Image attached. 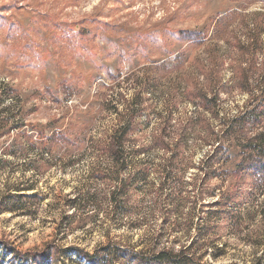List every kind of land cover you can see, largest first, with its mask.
Instances as JSON below:
<instances>
[{"label":"rangeland","instance_id":"rangeland-1","mask_svg":"<svg viewBox=\"0 0 264 264\" xmlns=\"http://www.w3.org/2000/svg\"><path fill=\"white\" fill-rule=\"evenodd\" d=\"M41 14L53 27L76 25L94 34V51L68 46L49 21L48 27L37 23ZM9 23L19 29L17 35L7 29ZM180 33L206 39L201 46L181 45ZM0 47V120L13 126L2 132L6 146L76 122L85 128L81 138H103L125 107L136 110L141 139L148 143L167 120L179 125L193 117L219 124L187 102L189 82L198 93L219 94L220 117L237 115L264 92V3L254 0H0ZM131 54L133 66L165 62L167 68L118 64ZM102 67L135 77H122L120 86L107 91L101 87L108 83ZM243 68L250 76L247 91L234 83ZM100 88L107 103L98 110ZM136 92L141 94L133 99ZM200 128L184 147L185 169L177 171L161 163L168 157L159 149L140 156L128 150L129 166L122 171L90 150L57 147L46 154L35 146L0 155V250H14L5 253L3 264H20L14 256L48 250L58 252L55 264H79L75 250L92 255L106 246L149 254L186 236L199 239L204 264H264V184L245 179L229 216L204 208L234 194V179L226 172L240 161L244 138L232 140L229 161L205 189L197 166L209 150ZM116 176L131 183L113 201L117 185L107 180ZM16 193L37 197L12 199Z\"/></svg>","mask_w":264,"mask_h":264},{"label":"trees","instance_id":"trees-1","mask_svg":"<svg viewBox=\"0 0 264 264\" xmlns=\"http://www.w3.org/2000/svg\"><path fill=\"white\" fill-rule=\"evenodd\" d=\"M254 1L264 3V0ZM229 13H226L225 15L227 16ZM224 17L225 16H223V18ZM35 20L43 27H48L49 21V26H51L52 29L57 28L53 27V21L49 20L46 15H38ZM2 21L5 20L2 19ZM6 26L12 34L17 35L19 33V29L15 28L16 25L13 23L6 24ZM56 30L63 35V41L66 42L68 46H76L82 52L94 51V34L92 36L88 35L85 28L76 25L73 27L59 25ZM181 37L182 38H179L180 41L177 40L181 45L193 46H201L204 39H206V36L189 38L187 33L181 34ZM155 42L156 40H154V43ZM133 50L136 51L134 47ZM0 52H3L1 47ZM119 58L120 63L118 64L123 62L131 63L133 68L141 65H143L142 68L152 66L153 70H156L157 72L159 70L164 71L167 68L165 62L157 64V62L147 63L137 61V65L133 66L134 58L132 57V54L130 55L132 61L127 58ZM3 62H6V60ZM245 65L248 68V64L245 63ZM102 69L107 72L105 75L108 83L101 87L106 88L107 91L120 86V79L122 77L125 81L135 77H133L131 73H126L122 76L119 70L113 75L110 70L103 67ZM240 71V74L235 72L234 83L238 86H236L237 88L246 90L250 76L245 74L247 70L244 68ZM208 84L211 86V82ZM219 87L221 90L223 89L221 84H219ZM102 88H100L96 94L97 99H101L100 96L103 93L101 90ZM140 94L141 92H136V94L133 95V99H138ZM184 95L187 102L196 105L197 109L205 113V115L209 114L210 116H214L219 124L214 126L206 120L202 122L194 121L193 117L179 125L176 123L172 124L171 121L167 120L158 125V130L154 132L152 137H150V141L147 143L141 139L142 125L141 122L136 119V110L125 107L123 115H117L118 122L116 126H113L110 132L103 138H90L88 140L81 138L85 128L83 125L76 122L75 124H68L64 130L53 129L48 134L45 130L36 131L35 134L26 135L24 139H15L13 143L7 146L4 143H0V155H15L17 151H27L25 147L31 149L35 146H39L46 154L51 153L57 147L65 151L90 150L94 154L103 155L104 158L109 160V165L117 167L118 171H122L129 166L126 153L128 150L132 151V155L140 156L147 150L159 149L168 157L166 161H162L161 163L168 165L171 170L177 171L185 169L187 165L184 147L188 138L198 130V127H201L200 129L203 128L204 130L200 134V140L202 145L208 148L209 152H207L206 156L198 163L197 167L200 172H202L201 181L204 184L203 188L205 187L206 189L208 183L217 178L218 171H222L221 166L229 161L230 149L233 147L232 140L234 138H244L239 148L240 161L232 171L226 172L229 177L234 179V184H231L232 192H234V194L231 196L225 195L223 198L213 202H203L205 203L204 208H206L207 214H213L216 216H218V214L228 215L231 211V206L235 203V193L237 194L240 192V187L245 179L264 184V92H260L256 101L253 100L257 103L254 104L253 101H250L246 105L248 108L237 113V115L221 117L220 112H218V108L216 107V104L219 101V94H213L212 97H209L210 94H206V92L198 93L196 85L189 82L184 90ZM105 103H107L106 100L101 99V103L98 104V110L104 106ZM175 107L177 108V105ZM169 113H172L171 109H169ZM12 127V124L0 120V140L5 136L2 132L8 133L12 131ZM29 132H33V130ZM24 141H27L25 142L26 146L23 144ZM107 181L117 185L115 191H118V193H115V191L110 193V197L113 201L115 200L116 195L120 197L121 195L128 193V187L130 186L131 180L127 179L123 181L116 176L112 180L108 179ZM179 194L181 197V193ZM168 196H174V194L165 197ZM36 197L35 193L30 195H21L19 193L11 195L12 199H26L29 201H33ZM200 197H202V201H204V196L201 195ZM197 198L199 199V197ZM201 223L206 225L207 217H205ZM159 237L161 238L162 236ZM198 242L199 239L197 237L192 238L186 236L185 240L182 242L179 241L175 243L173 241L168 246H162L156 251L152 250L149 254L137 253L134 252V250H128L123 247L106 246L92 255L82 254L81 251L75 250V255L73 256H76L79 264H81V260L86 264H204L202 260L203 255L201 253H204L205 251L197 252L198 249H196V246L198 245ZM7 252L10 253V255H13L14 250H0V264H3L5 261V253ZM57 253L52 251L49 252L48 250L47 253L43 254H27L21 256V258L17 256L14 257L17 260V263L20 264H55L56 260L59 258L55 256ZM73 256L66 255L65 258L71 263H75L76 261L72 258Z\"/></svg>","mask_w":264,"mask_h":264}]
</instances>
